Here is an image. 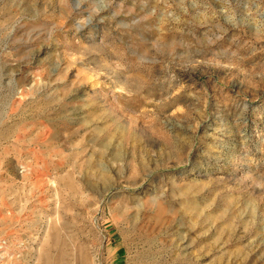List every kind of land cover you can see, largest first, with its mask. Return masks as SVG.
I'll use <instances>...</instances> for the list:
<instances>
[{
  "label": "rangeland",
  "instance_id": "1",
  "mask_svg": "<svg viewBox=\"0 0 264 264\" xmlns=\"http://www.w3.org/2000/svg\"><path fill=\"white\" fill-rule=\"evenodd\" d=\"M0 245L264 264V0H0Z\"/></svg>",
  "mask_w": 264,
  "mask_h": 264
},
{
  "label": "bare ground",
  "instance_id": "2",
  "mask_svg": "<svg viewBox=\"0 0 264 264\" xmlns=\"http://www.w3.org/2000/svg\"><path fill=\"white\" fill-rule=\"evenodd\" d=\"M1 246H3V245H0V248H1ZM1 249H4V247L1 248ZM1 249H0V253H2V252H1L2 250H1ZM6 251H7V250H6ZM8 251H9V250H8ZM6 253H8V252H6ZM8 254H9V253H8ZM10 255H11V254H10ZM5 257H6V256H5ZM3 258H4V256H3ZM0 259H1V258H0Z\"/></svg>",
  "mask_w": 264,
  "mask_h": 264
}]
</instances>
